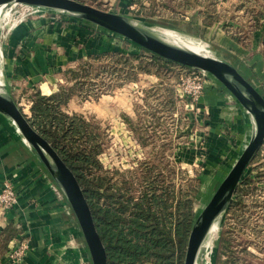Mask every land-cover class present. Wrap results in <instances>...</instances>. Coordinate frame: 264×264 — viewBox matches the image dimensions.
<instances>
[{
    "label": "rangeland",
    "instance_id": "1",
    "mask_svg": "<svg viewBox=\"0 0 264 264\" xmlns=\"http://www.w3.org/2000/svg\"><path fill=\"white\" fill-rule=\"evenodd\" d=\"M76 1L138 19L151 29L171 31L183 41L194 43L195 48L190 50L196 52L202 48L206 54L217 56L221 47L227 48L230 53L224 60L232 61L264 95V18L256 24L253 17V14L264 13V0ZM0 8L3 10L0 75L7 89L10 83V88L16 90L14 97L24 112L31 116L28 99L37 92L43 93L40 88L46 87L47 82L61 81L60 90H72L77 81L81 82V88H76L64 110L71 115L84 116L100 135L98 141L104 151L98 157L101 168L96 173L113 178L112 184L119 186L127 181L128 196L135 201L145 190L150 191L152 184L158 194L169 192L173 209L177 200L191 199L195 195L191 212L197 218L251 137L250 121L249 130L247 116L236 99L232 100L230 93L212 76L207 74L208 77L203 78L196 70L180 65L151 66V73L138 72L132 77L137 76L135 80L124 83L126 71L112 74L114 68L121 69L123 64H113L114 53L100 42L107 34L118 37L116 34L96 30L84 21H75L51 10L35 12L26 5ZM191 23L200 26L203 35L196 31L194 35L187 33L186 25ZM79 27L84 28L86 35L79 34ZM63 32L67 33L66 48L74 51L73 57L79 52V44H83L81 50L87 51L89 56L78 57L67 65L60 62L51 69V52L62 42ZM94 37H98L99 42ZM24 39L28 57L34 59L19 64L18 56L9 64L10 53L13 50L16 54ZM122 39L128 46L123 54L151 59V52ZM39 42L46 49L43 52L46 57L38 63L32 48ZM96 50L106 51L95 55L92 52ZM22 56L27 57L26 53ZM126 70L129 72L128 68ZM72 71L89 74L75 79ZM45 93H49L46 88ZM6 124L16 130L8 119ZM50 182L59 196L60 188L51 175ZM5 183L16 193L10 181H4L3 185ZM239 191L242 197L237 203ZM234 201L237 204H233ZM6 215L0 209L2 226L8 220ZM210 237L212 247L207 256L205 250L204 256L210 258L206 264H264V144L245 171L230 208ZM21 244L29 251L27 241Z\"/></svg>",
    "mask_w": 264,
    "mask_h": 264
},
{
    "label": "trees",
    "instance_id": "2",
    "mask_svg": "<svg viewBox=\"0 0 264 264\" xmlns=\"http://www.w3.org/2000/svg\"><path fill=\"white\" fill-rule=\"evenodd\" d=\"M253 17L258 24L263 20L264 13L253 14ZM113 53V64L122 63L123 67L114 68L112 74L115 71H126L127 78L123 80L124 83L135 80L137 76L134 79L132 77L138 72L151 73V66H179L153 53L151 59L126 56L119 51ZM135 59L138 60L137 64L134 63ZM72 73L75 79L87 77L89 74L81 75L77 71ZM76 83L72 90L62 88L49 96L41 92L31 95L28 99L31 116L16 102L34 129L53 146L77 177L105 245L108 264H183L189 236L196 220L191 212L195 195L191 199L177 200L173 209V203L169 204V192L165 190L158 194L153 184L149 185L150 191L145 190L141 198L135 201L134 197L128 196L127 181L119 186L112 184L113 178L98 175L96 170L101 168L98 157L104 151L103 144L98 141L100 135L94 132L93 123L84 116L71 115L64 110L76 88L82 86L81 82ZM196 190L197 188L194 191ZM239 193L235 199L237 203L242 197V191ZM235 201L233 204H237ZM17 236L18 231L13 226H7L0 232V259L9 251L10 243Z\"/></svg>",
    "mask_w": 264,
    "mask_h": 264
},
{
    "label": "water",
    "instance_id": "3",
    "mask_svg": "<svg viewBox=\"0 0 264 264\" xmlns=\"http://www.w3.org/2000/svg\"><path fill=\"white\" fill-rule=\"evenodd\" d=\"M27 5L68 15L121 36L175 64L204 72L216 79L238 102L250 121L251 137L214 195L196 218L188 240L184 264H196L211 225L230 208L243 175L264 144V95L233 64L174 46L155 35L138 19L104 11L76 0H0V7ZM157 31V30H156ZM0 114L8 119L34 150L64 194L81 227L92 264H108L105 245L83 189L53 146L34 129L15 98L0 87Z\"/></svg>",
    "mask_w": 264,
    "mask_h": 264
},
{
    "label": "crops",
    "instance_id": "4",
    "mask_svg": "<svg viewBox=\"0 0 264 264\" xmlns=\"http://www.w3.org/2000/svg\"><path fill=\"white\" fill-rule=\"evenodd\" d=\"M201 27L206 28L205 25ZM69 29L75 31L74 28ZM94 29L98 30L95 27ZM78 30L79 34L83 36L87 33L83 27H79ZM195 31L199 35L204 33L200 30V26H195L192 23L186 25L187 33H193L194 35L196 34ZM35 35L38 36L39 33ZM66 35L67 33H62V42L51 52L49 60L51 69L58 66L60 62L67 65L78 57L87 58L89 56L87 51L81 50L84 49L83 44H79V52L73 57L74 51L66 48L68 47ZM93 39L99 42L98 37ZM26 40L28 41V38ZM100 42L112 52L119 51L123 53L128 49L124 39L111 37L108 34ZM22 44L16 49V54L13 50L10 53L8 57L9 64L14 63L18 56H20L18 60H21L19 64H27L29 63L28 60L34 59L28 57L29 50L27 51L25 39L22 40ZM32 50L36 54L35 60L38 63L45 59L46 56H43V52L46 49L42 42L35 43ZM103 51L106 50H101V52L96 50L92 53L96 55ZM221 51H225V53L221 54ZM228 52L227 48L222 49L221 47V50L219 49L216 52L219 57H213L224 60ZM24 53H26V59L22 56ZM229 62L238 69L232 61ZM53 80L50 83L47 82L46 87L42 86L40 88L43 95L49 96L59 92L62 87L60 85L61 81ZM45 88L49 90V93H45ZM7 90L14 97L16 90L10 88V83ZM239 113H242V111ZM247 125L250 130L248 120ZM6 180L13 184L18 196V203L13 209L6 212L8 220L2 223L3 226L0 225V232L7 226H13L18 231V236L10 243L9 251L11 246L25 240L29 243V251H27L23 264H92L81 227L73 210L68 205V201L61 199L56 194L51 187L50 174L37 154L26 144L17 130L6 124V118L0 114V189ZM9 251L0 259V264H16L10 258Z\"/></svg>",
    "mask_w": 264,
    "mask_h": 264
},
{
    "label": "built area",
    "instance_id": "5",
    "mask_svg": "<svg viewBox=\"0 0 264 264\" xmlns=\"http://www.w3.org/2000/svg\"><path fill=\"white\" fill-rule=\"evenodd\" d=\"M27 7L34 9L35 12L42 10L41 8H37V7H32V6H27ZM39 9H41V10H39ZM98 30H100V29H98ZM101 31L106 32L102 29H101ZM197 72L203 78L208 77L207 74L204 72H201V71H197ZM199 88L202 89L203 86H200ZM230 98L234 99V97L231 94H230ZM59 197L63 200L66 199L61 190H60ZM16 204H17V196H16L14 189L11 187V185H9L8 183H5L2 187V189L0 190V209L3 212H8L11 209H13ZM27 248L28 247L26 245L21 244V241H19L17 243V245L11 246V250L9 251L10 258L13 259L16 262V264H23V262L27 256V251H26Z\"/></svg>",
    "mask_w": 264,
    "mask_h": 264
},
{
    "label": "bare ground",
    "instance_id": "6",
    "mask_svg": "<svg viewBox=\"0 0 264 264\" xmlns=\"http://www.w3.org/2000/svg\"><path fill=\"white\" fill-rule=\"evenodd\" d=\"M2 9L0 8V15L2 13ZM8 23V22H7ZM8 29V28H7ZM157 30V29H156ZM152 31L153 34L155 35H159V37H164L168 40V42L174 46H178V47H181V48H184V49H194L195 46H194V43H191V42H186V41H183L182 39H180L178 36H176L173 32L171 31H168V30H157V31ZM11 31V30H10ZM203 47V46H202ZM204 48V47H203ZM193 51V50H192ZM199 53H202V54H206L205 50L201 48V50L199 51ZM0 87H4V84H3V80L1 79V75H0ZM220 218L221 217H218L214 223L211 225L209 231H208V234L206 236V239L204 241V244L198 254V258H197V263L196 264H201V262H205L204 264H206V261H208L210 258L207 259V254L211 251V239L212 237H210L213 229L215 228L216 224L218 221H220ZM205 250H206V256H204L205 254Z\"/></svg>",
    "mask_w": 264,
    "mask_h": 264
}]
</instances>
